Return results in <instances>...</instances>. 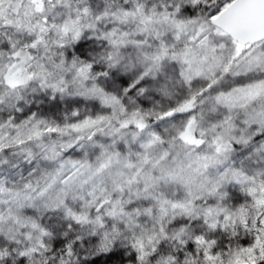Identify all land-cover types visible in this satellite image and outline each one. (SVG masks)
Wrapping results in <instances>:
<instances>
[{
	"label": "snow or ice",
	"instance_id": "snow-or-ice-1",
	"mask_svg": "<svg viewBox=\"0 0 264 264\" xmlns=\"http://www.w3.org/2000/svg\"><path fill=\"white\" fill-rule=\"evenodd\" d=\"M0 264H264V0H0Z\"/></svg>",
	"mask_w": 264,
	"mask_h": 264
}]
</instances>
